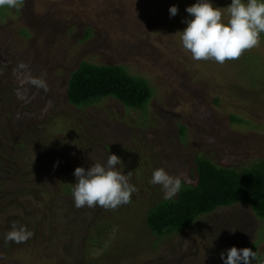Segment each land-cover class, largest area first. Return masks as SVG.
Instances as JSON below:
<instances>
[{"label":"rangeland","instance_id":"374dc122","mask_svg":"<svg viewBox=\"0 0 264 264\" xmlns=\"http://www.w3.org/2000/svg\"><path fill=\"white\" fill-rule=\"evenodd\" d=\"M196 2L0 7V264H223L220 254L226 259L232 247L251 249L252 264H264V223L244 205L163 238L146 227L148 210L165 200L150 183L155 169L193 187L198 156L234 169L264 159V33L237 60L195 61L179 32ZM209 3L226 23L231 0ZM172 6L178 12L170 17ZM83 62L124 67L148 82L152 98L143 111L111 98L71 106L68 79ZM113 154L138 189L130 203L76 208L74 170ZM13 224L32 236L6 242Z\"/></svg>","mask_w":264,"mask_h":264},{"label":"clouds","instance_id":"9594fccd","mask_svg":"<svg viewBox=\"0 0 264 264\" xmlns=\"http://www.w3.org/2000/svg\"><path fill=\"white\" fill-rule=\"evenodd\" d=\"M23 0H0V7L15 8ZM170 17L177 15L178 9H168ZM185 11L191 17L184 21L187 27L180 33L183 48L195 61L212 60L219 64L237 60L249 49L259 44L260 33H264V3L258 0H231L227 7V22H222L221 8H214L209 0H197ZM121 159L109 155L105 164L99 162L87 169L77 167L74 170L72 196L76 208L96 206L106 210H115L121 205L130 203L131 196L138 189L129 183V176L121 174L117 165ZM150 183L160 186L163 198H174L181 189V177L169 175L163 168L153 171ZM32 233L25 227H16L4 236L6 242L24 243ZM256 253L249 248L232 247L220 254L223 264H252Z\"/></svg>","mask_w":264,"mask_h":264},{"label":"trees","instance_id":"16d2710c","mask_svg":"<svg viewBox=\"0 0 264 264\" xmlns=\"http://www.w3.org/2000/svg\"><path fill=\"white\" fill-rule=\"evenodd\" d=\"M152 96L148 82L124 67L85 62L70 74L66 88L67 102L77 109L111 98L126 109L143 111ZM195 164V186H181L175 199L148 210L146 227L152 235L163 238L191 230L203 218L235 205L249 207L264 223V159L240 169L220 167L201 156ZM98 237L89 238L93 242Z\"/></svg>","mask_w":264,"mask_h":264}]
</instances>
